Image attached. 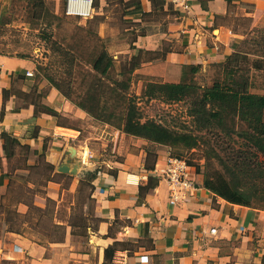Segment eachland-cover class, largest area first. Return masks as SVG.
<instances>
[{"label": "crops", "instance_id": "0c3cea01", "mask_svg": "<svg viewBox=\"0 0 264 264\" xmlns=\"http://www.w3.org/2000/svg\"><path fill=\"white\" fill-rule=\"evenodd\" d=\"M109 1L97 0L98 8L103 9ZM120 2L127 17L141 23L144 32L134 41L139 49L154 50L168 43L171 36L184 34L185 53L174 54L184 63L202 53L219 60L232 55V42H239L248 34L236 20L249 19L253 33L264 26V0H190L188 10L168 0ZM149 16L158 18L155 28L149 29L151 25L144 22ZM0 63V213L3 216L8 205L15 202L16 218H20L19 213H27L32 203L42 213L37 222H50L49 226H42L43 231L62 228L58 237L49 239L51 256L56 258L61 252L67 253L70 242L78 235L89 233L97 264H104L105 248L117 241L124 245H119L110 264H264L263 208L226 200L208 189L196 174L197 189L171 204L169 184L160 177L170 155L165 148L155 153L129 152L123 144L120 147L116 144L124 158L104 160L107 168L94 170L99 162V152L94 146L104 145L108 140L98 136L95 138L98 143L92 142L91 136L81 137L80 129L61 122V112L65 115L76 111L58 90H50L39 106V100L34 98L33 75L27 74L33 70L28 60L0 54ZM7 136L17 141H8ZM86 160L90 165L84 164ZM41 165L53 171L52 177L49 174L42 181L44 197L54 201L55 209L50 215L46 214L47 202L15 200L8 194L14 192L15 176L31 175ZM85 170L96 173L95 178L90 175L84 179ZM56 176L72 180L63 185ZM150 176H156L158 183L142 192L140 186H146ZM34 184L28 179V188ZM67 192L74 198L84 192L89 206L93 201L97 203V218L93 220L96 225L89 223L94 217L89 218L84 227L86 232H77L80 226L71 225L74 214L71 213L77 207L75 199L65 204ZM64 206L69 212L68 218L59 219L57 213ZM214 228L216 231L212 232ZM19 229L8 230L16 237L13 245L30 255L32 264H47V261L49 264L51 257L46 256L47 248L24 232L26 226ZM74 253L79 264H92L88 253Z\"/></svg>", "mask_w": 264, "mask_h": 264}, {"label": "rangeland", "instance_id": "374dc122", "mask_svg": "<svg viewBox=\"0 0 264 264\" xmlns=\"http://www.w3.org/2000/svg\"><path fill=\"white\" fill-rule=\"evenodd\" d=\"M32 1L0 0V54L21 57L32 64L34 98L39 100V106L44 102L50 90H58L60 95L66 99L65 101L72 104L76 111H68L65 115L64 112H61L63 116L61 122H67L80 129L81 137L91 136L92 142L98 143L95 139L98 136L108 140V143L104 145L94 146L96 149L93 147L99 152V162L94 165V170L102 171L107 168V162L124 158V154L116 149V144L118 147L123 144L125 151L129 152L144 150L155 153L158 149L165 148L170 152V155L186 159L193 172L203 181L205 178L218 181L221 177L226 178L233 187L258 188L260 195L253 199L252 204L264 209V184L259 179H248L245 176L238 178L229 169V166H233V163L229 161L232 157L230 152L234 150L232 147L252 150L244 144L247 141L239 136L240 132L245 129V123L236 125L229 123L228 126L232 125L235 130L230 135L221 128L211 127L208 130H199L197 120L190 114L191 98L170 102L159 98H149L146 95L149 82H194L205 87L211 86L219 78L224 81L227 76L224 65L226 58L223 60L214 59V57L202 53V56L188 58L184 63L183 59L174 56L175 53H179L178 55L185 53L184 34L171 36L168 43L157 49L145 51L146 49L143 48L142 62L132 73L129 89V93L136 96L142 121L152 119L172 129L190 131L198 140V145L192 148L153 143L142 137L127 134L112 124L97 120L78 105V102H83L91 83L96 81V77L89 74V71H92L94 61L102 50H108L115 59V70L111 79L122 77V68L134 54L139 52L138 44H134V41L140 33L144 32L140 26L141 23L127 17L126 10L120 0H110L109 5L103 9L98 8L97 0H94L95 12L88 19L68 15L65 11V0H46L58 17L48 16L43 20L35 19ZM157 19L156 16H149L145 17L144 22L151 25L149 29L155 28V24L158 23ZM235 23H240L242 30L248 32L246 38L239 42H232L233 53L240 52L239 65L243 69H247L257 61L264 66V42L258 44L254 40V38L264 39V26L253 33L250 31L252 22L249 19L236 20ZM217 32L218 30L215 31V33ZM50 33L52 34L51 39L49 38ZM218 49L221 51V47ZM246 55L249 60L244 59ZM247 74L250 76V81L253 82L251 91L264 93V69L252 68L251 72H247ZM104 80L111 82L109 78L107 80L104 78ZM68 95L70 96L68 97ZM87 154L88 152H86V156ZM252 157L255 168L260 163L264 168V158H261L263 161H260V159ZM84 164L90 165L87 160L84 161ZM52 173L53 171H50L46 165H41L31 175L15 176L12 185L14 192L8 193L9 196L15 200L21 198L29 202L37 199L43 200L49 204L46 213H52L55 209L54 202H49L44 197L46 194L42 192V181L49 174L52 177ZM90 175V171L85 170L82 177L85 179ZM54 178L62 180L63 185L69 184L72 180L70 177L56 176ZM28 179L35 183L34 187L28 188ZM85 188L87 187L85 186ZM87 191L88 189L84 192ZM84 192L76 198L67 192L65 204L68 205L75 199L77 208L71 213H74L73 217L76 215L75 220L84 218L85 220L82 222L88 224L89 218L94 217L89 220V223L95 226L96 223L93 220L97 218L95 215L97 203L93 201L89 206L90 203L86 201ZM8 209H11L15 217H8ZM5 210L4 213L2 212L3 216L0 213V264H32L30 255L18 250L16 245H13L16 242V237L8 231L12 226L15 229H23L26 226L24 232L33 235L39 243L47 248L46 256L50 255L51 257L49 264H79L75 251L88 253L91 263L97 264L96 249L90 246L89 233L78 235L73 242H70V247L74 246L73 249L68 247L67 253L62 255L61 252V256L54 258L51 256L49 239L53 236L58 237L62 228H60L61 230L53 228L51 232L43 231L42 226H49L50 222L45 224L37 222L40 215L34 213L32 208H29L27 213H19L20 218H16L15 202L10 203ZM68 213L64 206L59 210L57 216L59 219H66ZM118 228L119 223L115 224L114 233ZM76 231L86 232L84 227H77Z\"/></svg>", "mask_w": 264, "mask_h": 264}, {"label": "trees", "instance_id": "16d2710c", "mask_svg": "<svg viewBox=\"0 0 264 264\" xmlns=\"http://www.w3.org/2000/svg\"><path fill=\"white\" fill-rule=\"evenodd\" d=\"M31 3L35 19L43 20L48 16L51 18L58 17L46 0H33ZM49 38H52L51 33ZM254 40L258 44L264 42V39L261 38H254ZM138 51L122 68V77L119 79L112 78V81L111 75L115 70V59L108 50H102L94 61L92 71H89V74L96 77V81L91 83L83 102H78L79 107L97 120L112 124L127 134L142 137L150 142L170 146L195 147L198 145V140L190 131L172 129L152 119L142 121L136 96L129 93L132 73L142 62V49ZM247 55L244 59L249 60ZM240 57V52H235L226 58L224 65L227 76L224 81L219 78L211 86L205 87L194 82H149L146 95L149 98H159L170 102L191 98L190 114L197 120L199 130H208L211 127L221 128L230 135L235 132L232 125L245 123V129L240 132L239 136L247 141L244 144L252 149L253 153L252 150L232 147L234 150L230 152L232 157L229 161L233 163V166H229V169L238 178L245 176L248 179H259L264 184L263 164H257L255 168V162L253 163L252 159V156L260 159V161H263L261 158H264V93L251 91L253 82L250 81V76L247 74V72H251L252 68L264 69V66L255 61L251 68L243 69L239 65ZM104 78L106 80L109 78L111 82H106ZM47 109L59 116L52 108ZM229 123L232 125L228 126ZM7 139L12 142L17 141L11 136H7ZM91 176L95 178L96 173H92ZM158 180L156 176H150L148 184L140 186L141 191L155 186ZM204 185L226 200L243 205H251L253 199L260 195L258 188L233 187L226 178L221 177L218 181L205 178ZM18 200L21 201V198ZM48 201L54 202L50 198ZM29 206L34 208L32 203ZM33 211L40 216L42 215L35 208ZM15 214L17 216V211ZM46 214L50 215L49 212ZM8 217H15L11 209H8ZM71 220H73L71 222L73 227L76 225L87 227V224L82 222L85 220L84 218L74 221L75 217H72ZM10 230H15V228L12 226ZM119 245L124 244L117 241L105 248L104 264L112 263Z\"/></svg>", "mask_w": 264, "mask_h": 264}, {"label": "built area", "instance_id": "2783aa9c", "mask_svg": "<svg viewBox=\"0 0 264 264\" xmlns=\"http://www.w3.org/2000/svg\"><path fill=\"white\" fill-rule=\"evenodd\" d=\"M171 4L181 9L190 8V0H168ZM94 0H65V11L68 15L88 19L93 13ZM2 64L0 63V71ZM28 75L33 72L28 71ZM160 177L167 181L170 187V203L176 204L185 196L192 195L198 187V181L191 165L184 158L169 155L166 166ZM215 232L216 229H212Z\"/></svg>", "mask_w": 264, "mask_h": 264}, {"label": "bare ground", "instance_id": "6f19581e", "mask_svg": "<svg viewBox=\"0 0 264 264\" xmlns=\"http://www.w3.org/2000/svg\"><path fill=\"white\" fill-rule=\"evenodd\" d=\"M137 179V178H136Z\"/></svg>", "mask_w": 264, "mask_h": 264}]
</instances>
